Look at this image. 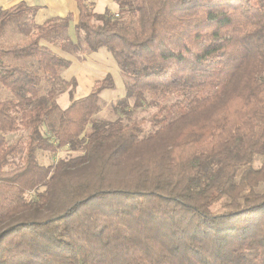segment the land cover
Wrapping results in <instances>:
<instances>
[{"label":"trees","instance_id":"1","mask_svg":"<svg viewBox=\"0 0 264 264\" xmlns=\"http://www.w3.org/2000/svg\"><path fill=\"white\" fill-rule=\"evenodd\" d=\"M74 1L72 36L71 14L0 9V38L28 28L0 41V264H264V0ZM102 48L124 85L114 119L98 115L111 75L74 98L55 51ZM148 96L181 103L126 123Z\"/></svg>","mask_w":264,"mask_h":264},{"label":"crops","instance_id":"2","mask_svg":"<svg viewBox=\"0 0 264 264\" xmlns=\"http://www.w3.org/2000/svg\"><path fill=\"white\" fill-rule=\"evenodd\" d=\"M86 2L89 1L86 0ZM18 3H24L29 7H39L38 12L34 16L35 25H41L48 19L65 18L67 15L71 14L70 34L71 36L73 35V26L77 22V7L74 0H0V9H8ZM55 51L71 62L70 67L62 76L66 81H70L71 79L76 81L74 98L86 96L90 92L95 81L102 79L107 74L111 75L116 86L118 82L122 85V77L119 71H117L118 69L114 70L111 66L109 59L110 55L105 49H99L97 52L86 56L83 61H79L74 56L68 55L57 49H55ZM32 60L35 62L34 59ZM56 102L59 108H66L69 104L68 94L66 99H59Z\"/></svg>","mask_w":264,"mask_h":264},{"label":"rangeland","instance_id":"3","mask_svg":"<svg viewBox=\"0 0 264 264\" xmlns=\"http://www.w3.org/2000/svg\"><path fill=\"white\" fill-rule=\"evenodd\" d=\"M89 3L92 4L94 12L102 13L105 10H108L109 12L113 13L116 9H118V6L112 1V0H88ZM117 11V10H116ZM115 11V12H116ZM25 30V29H24ZM28 28L23 31L21 28L19 31L15 30L14 25H8L1 38L0 41L4 43H11V42H17L25 38V34L27 33ZM104 49V48H102ZM105 51H107L105 49ZM107 53L110 55V53L107 51ZM108 55V57H109ZM111 66L114 68V70L118 69L114 60L112 59L111 55L109 57ZM119 71V70H117ZM120 74V73H119ZM105 77V76H104ZM103 77V78H104ZM64 86L59 87V92L56 96V101L59 99H66L68 90L66 88H63ZM9 95L8 90L5 88L0 87V98L5 99ZM124 96V85L122 82V85L120 82L117 83V86L115 85L114 90H105L100 94V97L104 103L103 106H101V110L98 113L100 117H107L114 119L116 116L113 115V112L109 109V105L111 103H114L118 99L122 98ZM181 99L176 96H148L146 106L142 109L134 110L129 118V120H126L125 122H134L139 121L142 123L143 129H147L150 126V118L155 114H167L170 112V109L177 107V105H180ZM67 153L65 150L59 151L57 154H51L49 152H38L37 153V160L40 164L44 166H50L53 163H55L56 160H58L61 157H66ZM254 168H258L261 165V157L255 156L254 161L252 163ZM263 186H259L258 191H262ZM7 224V223H6ZM6 226V225H5Z\"/></svg>","mask_w":264,"mask_h":264}]
</instances>
